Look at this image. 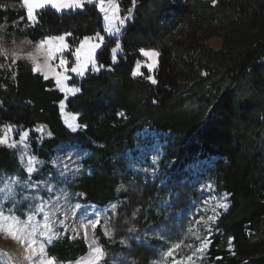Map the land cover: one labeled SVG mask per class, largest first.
I'll list each match as a JSON object with an SVG mask.
<instances>
[{
  "label": "trees",
  "instance_id": "trees-1",
  "mask_svg": "<svg viewBox=\"0 0 264 264\" xmlns=\"http://www.w3.org/2000/svg\"><path fill=\"white\" fill-rule=\"evenodd\" d=\"M120 1L135 13L122 37L123 55L114 64L118 40L106 38L97 55L102 71L75 81L80 92L67 101L79 130L64 125L60 104L65 96L55 83L23 63L0 68V128L45 126L52 136L42 142L43 160L64 142L86 146L93 175L79 187L87 201L98 205L115 197V158L132 149L136 134L146 128L174 137L179 172L195 158L220 157L219 186L231 202L217 222L223 236L212 245L211 262L264 264V0H197L191 5L136 0L134 8L132 0ZM21 17L24 11L0 9V26ZM213 23L223 33L201 27ZM104 32L97 7L87 6L77 13L43 11L29 37L37 42L71 33L77 45ZM218 35L222 45L213 50L208 42ZM142 50L159 55L155 84L147 76L134 77ZM30 144L35 156L39 137L32 134ZM0 172L20 174L18 159L6 148H0ZM132 201L133 206L121 204L117 218L132 210ZM141 210L138 216L147 214L145 207ZM81 251V242L65 243L50 254L60 260Z\"/></svg>",
  "mask_w": 264,
  "mask_h": 264
},
{
  "label": "rangeland",
  "instance_id": "rangeland-1",
  "mask_svg": "<svg viewBox=\"0 0 264 264\" xmlns=\"http://www.w3.org/2000/svg\"><path fill=\"white\" fill-rule=\"evenodd\" d=\"M195 1L197 0H181L185 5H191ZM114 2L118 5V11L116 18L112 20V25L114 29L118 27L119 32L115 33L114 31L110 35L105 31L104 35H100L103 40L99 42L94 53L98 71L89 63L82 76L70 71L65 74L59 67L58 60L48 59V46L41 48L40 42L42 40L34 42L29 37V30L38 21V16L46 10L56 14H68L84 12L87 6H96L104 28L108 27V22L104 19L105 13L99 10L97 0H93V2L82 0L83 7H62L60 9L49 4L43 8L35 9L32 21L25 17L14 24L0 26V68L12 69L18 63H23L32 70L37 63L41 66L51 64L56 68V71L61 72L62 76L67 75L69 77L68 80L64 81L66 88L79 89L74 84L75 81L80 83L89 75L99 74L102 71L97 63V55L105 45L106 38L118 40L119 47L116 46L115 51H112L113 63L116 64L119 57L123 55L122 37L133 22L135 13L133 9L131 13L128 12L129 9H124L120 0H114ZM105 7L109 8V5L106 4ZM0 9L25 12L21 0L19 3L14 0H0ZM107 14L112 17L111 11H108ZM127 16L130 18L126 19L123 25H120L119 19ZM201 27L203 30L212 32L218 30L219 33H223L222 26L217 23L202 24ZM96 36L92 37L91 43H97ZM72 39V35L67 36L66 43L74 50L82 40L76 45ZM222 41L221 35H218L212 36L208 43L213 50H219ZM58 46V41L53 42L52 47ZM64 57L69 61L68 67L74 66L72 61L75 58L69 51L64 52ZM158 63L159 55L146 57L141 51L140 60L134 70V77L147 76L148 79L150 76L155 79ZM45 80H52L55 83L54 74L49 73V78ZM148 80L151 82L150 79ZM56 88L65 96V100L60 105L62 121L71 132H76L79 130L78 116L67 113L66 105L67 101L79 94L80 91L75 93L62 91L58 85ZM37 129H43V132H38ZM23 132H25L23 128L3 127L0 128V137L6 136L9 142L12 140L19 141ZM27 132L29 135L23 144L17 143L16 147L0 144V148H6L16 156L20 169L18 176H9L0 172V180H6L8 177L19 180V184L16 186V200L20 202L15 205L13 211L21 220L26 219L25 213L28 212L30 203H39V201L22 200V196L38 195L43 198V201L56 202L62 205L61 212L56 214L57 221L63 219L64 216L61 213L66 209L68 210L65 221L68 225V231L65 232L64 228L58 224L54 225V230L63 233V235L54 239L47 246V252L51 255L50 250L57 249L61 244L78 242L83 244L85 252H78L67 259H57L59 264H76V261L82 256H86L89 251L88 243L83 237V230L79 229L81 213L85 209L99 214L100 224L95 228L94 235L97 243L105 251L102 264H135L134 260L137 258L140 259L138 264H157L161 254L174 242L183 240V244L198 245L200 241L196 240L197 235L201 239L207 237L209 244L203 253V257L197 260L196 264H213L210 253L212 245L217 237L223 236L217 222L222 215L229 211L231 202V197L227 194L225 199L226 193L220 190L219 186V165L223 159L217 156L198 157L192 160L183 172H179V166L175 160L177 155H174V150H177L174 137L169 133L146 128L136 134V142L132 149L126 150L124 155L115 158L116 166L113 170V175L117 178L115 197L98 205L87 201L79 187L83 178H90L93 175V168L90 165L92 157L89 149L72 140L60 144L48 160H43L40 158L41 153L39 151L42 148V142L51 139L52 135H49V129L45 126H37L33 131ZM32 134L37 135L40 141L35 156L32 154L30 144ZM30 157L35 160L33 165L35 171L29 176L27 167ZM224 163L226 162L224 161ZM30 184L35 185V187H26ZM49 188L51 191H48ZM58 197L59 200H57ZM133 198L135 204L132 210L128 213L125 212L120 219L117 218L121 204L133 206ZM220 203H226L227 209L218 207ZM76 204H79L80 208L75 210L73 216L71 209ZM141 205L144 206L141 208ZM144 207L147 214L138 216ZM9 208H13L11 200L4 202L5 211ZM149 211H151L150 216ZM213 215H215V220H208V217ZM201 217L204 218L203 221L196 224L194 221L200 220ZM36 219L42 220L43 215L37 216ZM105 225L108 226L110 235L104 234ZM189 227L195 230L194 233L188 232ZM73 228H77L81 234L76 236L72 231ZM92 234L90 229V237ZM183 244L178 253L190 254L191 250L184 248ZM25 247L18 241L9 238L7 233L0 232V253H7L11 264H28L25 258L28 255ZM229 250L232 251V241L229 242ZM0 264H9V262L0 260Z\"/></svg>",
  "mask_w": 264,
  "mask_h": 264
},
{
  "label": "snow or ice",
  "instance_id": "snow-or-ice-1",
  "mask_svg": "<svg viewBox=\"0 0 264 264\" xmlns=\"http://www.w3.org/2000/svg\"><path fill=\"white\" fill-rule=\"evenodd\" d=\"M25 8V17L32 21L34 19V10L37 8H43L46 5L51 4L53 7L58 9L64 7H83L82 0H21ZM93 2V0H89ZM99 5V10L105 13L104 19L108 22V27L105 28V31L110 35L119 32V28H113L112 20L116 18V13L118 11V5L115 4L114 0H97ZM109 5V8H106L105 5ZM136 0H132V6L135 7ZM108 11L112 12V17H109L107 14ZM132 9H129L128 12L131 13ZM130 16L120 18L118 23L123 25L126 19H129ZM24 17H21L23 20ZM71 33H67L62 36L48 37L40 42V47L44 48L48 46V59L49 60H58L59 67L63 73H68L69 71L75 73L78 76H82L84 71L89 63L93 65L95 70H99L96 67L94 53L96 48L99 46V42L103 40V37L97 34L96 40L97 43H91L92 37H84L80 42L79 46L74 50L70 45L66 43V37L70 36ZM58 41V47H52L53 42ZM119 44H117V48ZM69 51L71 55L75 58L72 61V67H68L69 61L64 57V52ZM115 51V49L113 50ZM142 54L146 57H155L158 55L155 51H144ZM151 67V65H149ZM34 73H39L43 75L45 79L49 78V73L54 74V80L56 85L60 87L62 91L66 90L67 92L75 93L79 89L74 87H67L64 81L68 80L67 75H61V72L56 71V68L51 64H46L41 66L37 63L33 67ZM153 84L156 83V80L152 77H148ZM38 132H43V129H37ZM29 133L27 131L23 132L20 135L19 141L12 140L9 142L8 138L0 137V144H5L8 147H16L17 143L23 144L24 140L28 137ZM51 135V133H49ZM27 147L26 145H23ZM35 163L34 158L28 159L27 172L29 176L35 168L33 167ZM19 184V180L14 177H8L6 180H0V232L7 233L9 238L18 241L22 245H25V251L28 255L25 257L28 261V264H59L54 255H49L47 252V246L52 243V241L63 233L56 232L54 230V225L58 224L64 228V231H68V225L65 223L67 220V209L61 213L64 216L63 219L57 221L56 214L61 212L62 205H59L56 202H46L43 201V198L36 196H22V200L28 201H39V203H30L29 210L25 213L26 219L21 220L19 216L15 215L13 209L15 205L20 201L16 200V186ZM28 188H33L35 185H27ZM48 191H51L49 188ZM227 194H225V199ZM11 200L13 202V208L4 209V202ZM59 200V197L57 198ZM206 203V201H205ZM220 208L227 209L228 205L226 203H220L218 205ZM80 208L79 204L72 206V214L75 215V210ZM43 215L42 220H37L36 217ZM98 213H92L88 209H85L81 213V219L79 222V229L83 230V237L88 243V253L86 256H82L76 261V264H102V261L105 257L104 249L97 243L96 237L94 235V230L97 225L100 224ZM203 217L200 220H195L196 224H200L203 221ZM208 220L214 221L215 215L209 216ZM92 230V235L90 237L89 230ZM72 231L76 236H79L81 233L77 228H73ZM192 227L188 228L189 233H194ZM210 232V229H208ZM104 234L110 235V231L107 225L104 226ZM196 240L200 241L198 245L183 244V240L172 243L165 252L161 254L160 260L157 261V264H196L197 260L203 257L204 251L207 249L209 240L207 237L201 239L200 236H196ZM182 244L184 248L190 249V254L182 255L178 253V250L181 249ZM179 256V258H177ZM168 258H171L170 260ZM0 260H7L9 264L10 258H8L7 253H0Z\"/></svg>",
  "mask_w": 264,
  "mask_h": 264
}]
</instances>
